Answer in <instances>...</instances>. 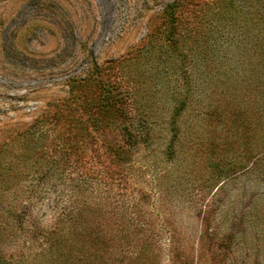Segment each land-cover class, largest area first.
<instances>
[{
    "label": "rangeland",
    "instance_id": "obj_1",
    "mask_svg": "<svg viewBox=\"0 0 264 264\" xmlns=\"http://www.w3.org/2000/svg\"><path fill=\"white\" fill-rule=\"evenodd\" d=\"M261 18L264 0H0L1 264H264V162L235 119L251 97L220 92ZM90 76L140 142L93 132L77 163L64 104Z\"/></svg>",
    "mask_w": 264,
    "mask_h": 264
},
{
    "label": "trees",
    "instance_id": "obj_2",
    "mask_svg": "<svg viewBox=\"0 0 264 264\" xmlns=\"http://www.w3.org/2000/svg\"><path fill=\"white\" fill-rule=\"evenodd\" d=\"M177 6V3H173L169 7L171 11H175ZM242 16L243 14L235 11V14L231 17L234 21V28L237 26L239 29L240 24H237L236 22L238 19L241 20ZM249 23H251L250 27H247L244 23L241 25L244 27V31L250 29L253 34L248 41L243 39L240 40V44L247 45V48L240 47L242 52L238 54L236 71L229 73V77L225 76V80L230 81L231 84L221 87L220 92L221 95H225L227 94L225 87L230 88L231 94L228 95L234 98V91H236V85L238 83L243 84L242 92L246 89L249 91L251 97V117L249 124L244 117L243 111H237L235 119L238 120V126L242 131L244 130L246 132L248 130L249 132L248 136L245 135L243 141V144L249 145V147L252 146L253 152L247 157V161L251 162L254 166H258L262 165L264 162V19H257V21H250ZM244 64L246 65L245 68L242 67ZM247 90L245 92H247ZM69 94L70 97L64 104V110L67 112L64 120L69 125H72L77 132L74 137V144L70 145V148L65 146L62 148L64 150L65 160H68L73 152L74 157L76 156L77 158V163H80L85 154L84 143L87 141L91 143L94 139L93 132H104V130L108 128L120 130V133L124 137L125 143L128 146L140 142V139L137 138L132 128H129L127 117L126 119L123 118L127 116V114L125 115L126 102L121 100L119 92L114 88L107 87L105 84L103 85L100 79L96 80V78L90 76L82 80H72L69 86ZM191 96L192 94L190 93V97ZM242 97L241 94L237 96V98L241 100ZM226 102V104L224 103L225 105L231 103V100L229 99ZM186 104L187 102L185 99L177 100L173 105L169 117L168 124L171 138L168 143V152L171 154L173 153L172 150L179 137L177 118H179L182 111L185 109ZM74 105L79 106L81 111L86 113V118L80 119L77 117H70L72 115L71 112L75 109L73 108ZM208 106L210 108L204 113L205 117L208 116L211 120L213 119L211 117H213L214 114L221 117L222 110H220V105L212 107L209 104ZM120 117L125 121L123 120L122 122L121 120L120 122ZM252 125L253 127H251ZM74 148H77L78 150L76 149L73 151ZM234 166L232 169H234ZM242 166L244 165L240 162L238 167L242 168ZM2 261L0 254V264Z\"/></svg>",
    "mask_w": 264,
    "mask_h": 264
}]
</instances>
